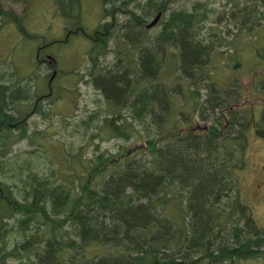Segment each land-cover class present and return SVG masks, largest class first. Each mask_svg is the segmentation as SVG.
<instances>
[{"label":"trees","instance_id":"1","mask_svg":"<svg viewBox=\"0 0 264 264\" xmlns=\"http://www.w3.org/2000/svg\"><path fill=\"white\" fill-rule=\"evenodd\" d=\"M54 1L66 19L80 17L81 0ZM228 1L216 10L208 0H194L189 9L168 8L167 0H102L113 22L89 34L88 74L112 108L96 129L124 141L116 154L89 157L84 171L67 162V180L55 167L39 171L9 161L26 134L29 112L20 110L16 71H0V264H234L264 258V227L240 193L252 119L238 107L241 84L233 79L221 94L211 82L212 94L204 99L192 88L207 78L204 67L215 50L214 33L204 32L208 19L218 12L226 27L243 32L264 24V0ZM116 12L127 14L118 20ZM158 12L151 34L145 24ZM0 14L32 37L12 11L0 6ZM115 29L120 35L110 44ZM108 52L114 62L101 61ZM167 63L174 64L172 76L164 74ZM182 86L191 108L176 111ZM256 86L264 92V77ZM34 98L27 93L25 100ZM197 116L210 125H198ZM87 118L79 123L91 122ZM132 136L143 145L130 149ZM76 154L67 153L73 160ZM51 247H67V263L59 258L63 250Z\"/></svg>","mask_w":264,"mask_h":264},{"label":"rangeland","instance_id":"2","mask_svg":"<svg viewBox=\"0 0 264 264\" xmlns=\"http://www.w3.org/2000/svg\"><path fill=\"white\" fill-rule=\"evenodd\" d=\"M192 1L194 0H167V4L168 8L189 9ZM208 2L216 10H222L230 4L228 0H208ZM0 6L3 10L12 11L16 16L23 18L25 30L34 36L29 38L28 35L22 34L15 24L4 22L7 18L2 20V14H0V71L2 69L9 71L6 67L14 69L17 73L18 85H21L22 80L29 82L33 77V84L41 88L39 94H44L47 90V79L44 77L47 69L41 62L37 64L34 62L37 60V45L45 41H49L48 45H45L48 51L45 52H52L51 54L59 63L58 68L63 71L62 77L55 79V93L47 99L48 102L55 101V104L43 114L37 112L35 115L28 116L26 134L23 139L17 140L14 144L9 161L18 159L39 171L55 167L59 178L67 180V172L70 171L67 162L77 170L84 171V163L95 153L116 154L124 140L112 133L104 132L103 134V130L96 129V125L102 123V117L111 113L112 105L106 103L103 95L89 80L88 68L91 63L87 57L89 40L82 33H75L72 37L63 39L65 31L72 33L69 29L73 25L64 24L63 17L56 11L53 0H28V3L23 0H0ZM81 8L80 17L75 16V18H82L81 25L88 32L96 29L100 22L107 20L113 22L112 17L105 16L102 12L100 0H81ZM116 14L120 20L124 19L127 13L116 12ZM63 24L67 26L64 30ZM225 24L224 15L220 17L218 12L212 19L206 21L204 32L207 35L210 34L209 30L214 33L211 36L215 39V50L210 54L209 61L204 67L207 78L192 88L198 89L199 98L204 99L212 94L211 82L218 90L223 91L221 94L229 88L231 80L236 79L240 82L242 95L238 97V100L241 98L238 107L249 110L252 114L251 125L246 131V166L239 175L240 193L248 204L255 222L264 227V128L259 126L264 122V92L256 86L258 80L264 77V24L251 32L235 31L233 26L228 28ZM157 29L152 27L149 31L152 34ZM119 35L120 29H115V36L109 43H116V37ZM58 40L65 43H59ZM110 51L114 54L112 50ZM42 52L44 51L42 50L41 54ZM112 53L108 52L106 57L100 60L114 62L116 58ZM127 55L131 65L134 66L135 51L130 50ZM163 71L164 74L172 76L175 72L174 64L167 63ZM4 74L9 76L8 72ZM207 81L209 83H206ZM13 83L16 84V80ZM29 88L31 89V85ZM180 89L181 94L175 96L176 105H178L176 111L191 108L184 102V97L189 90L185 86ZM30 92L32 93L33 90L31 89ZM231 95L234 96L236 93L231 92ZM21 107L27 114L32 111L35 104L25 101L21 104L20 110ZM61 111L67 112L63 114L67 115V120L61 115ZM87 116V121L91 122L85 125L80 124V117ZM174 118L175 121H181L177 122L178 125H182L184 121L182 115L175 112ZM194 121H197L198 125L206 127L210 125L209 119L204 121L198 116ZM76 122L78 125H75ZM259 128L262 130L261 134L256 132ZM143 143V140L132 136L126 144L132 149ZM71 150L77 153L76 160L67 155ZM257 184L259 187L256 186ZM64 228L65 223L58 229L64 230ZM234 264H264V258L242 259Z\"/></svg>","mask_w":264,"mask_h":264},{"label":"flooded vegetation","instance_id":"3","mask_svg":"<svg viewBox=\"0 0 264 264\" xmlns=\"http://www.w3.org/2000/svg\"><path fill=\"white\" fill-rule=\"evenodd\" d=\"M44 56H46V54L44 55ZM41 61H43V63H46V64H48L47 63V61H46V59L43 57L42 59H41ZM49 65V64H48ZM50 66V65H49ZM51 67V66H50ZM52 71V70H51ZM52 92H53V90H49V92L47 93V94H44V95H42V96H47V95H51L52 94ZM66 95L64 94V97H65ZM59 98H60V96H58ZM256 186H258L259 187V184H257ZM51 250H57V251H60V249L61 250H63V252H64V255L62 256H60L59 258H65L66 259V263H67V247L66 248H59V247H51L50 248Z\"/></svg>","mask_w":264,"mask_h":264},{"label":"water","instance_id":"4","mask_svg":"<svg viewBox=\"0 0 264 264\" xmlns=\"http://www.w3.org/2000/svg\"><path fill=\"white\" fill-rule=\"evenodd\" d=\"M158 17H159V14H157V16L149 23V24H147L146 26L147 27H150V26H152L153 24H155L156 23V21H157V19H158ZM55 72H56V69L54 68V71H53V76L55 75Z\"/></svg>","mask_w":264,"mask_h":264}]
</instances>
